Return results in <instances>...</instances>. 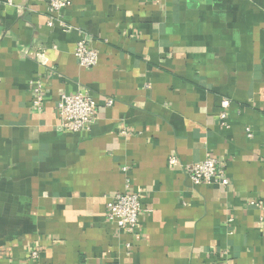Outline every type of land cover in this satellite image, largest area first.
I'll list each match as a JSON object with an SVG mask.
<instances>
[{
  "label": "crops",
  "instance_id": "crops-1",
  "mask_svg": "<svg viewBox=\"0 0 264 264\" xmlns=\"http://www.w3.org/2000/svg\"><path fill=\"white\" fill-rule=\"evenodd\" d=\"M48 4L0 0V264H264V0H71V31ZM77 92L98 118L62 131ZM208 158L228 186L192 183ZM128 190L133 233L105 215Z\"/></svg>",
  "mask_w": 264,
  "mask_h": 264
},
{
  "label": "built area",
  "instance_id": "built-area-1",
  "mask_svg": "<svg viewBox=\"0 0 264 264\" xmlns=\"http://www.w3.org/2000/svg\"><path fill=\"white\" fill-rule=\"evenodd\" d=\"M70 5L71 0H49L48 13L50 17L48 25L54 26L57 21L65 31H71V27L66 25L61 19L62 11ZM74 54L79 64L84 68H92L98 62V52L91 47L86 38H81L77 42ZM34 85L36 86V97L33 105L40 110L43 107L44 100L43 86L40 82H36ZM113 102L114 100L109 99L108 105H112ZM231 105L232 102L228 98H224L221 101L220 116L222 119L227 117V111ZM57 113L60 118L59 126L62 131L78 133L90 129L96 122L98 104L89 93L63 94L57 102ZM169 164L179 166L180 162L176 156H171ZM184 167L195 185L203 183H217L224 187L229 185L226 170L216 158H208L197 163L184 165ZM127 169V167L124 168L125 171ZM140 211L139 196L129 190L118 191L107 197L106 219L110 223L115 224L117 229L122 232L133 233L136 231L139 226ZM38 255L37 251L32 253L33 257H38Z\"/></svg>",
  "mask_w": 264,
  "mask_h": 264
}]
</instances>
